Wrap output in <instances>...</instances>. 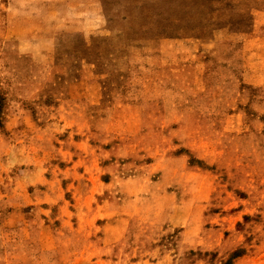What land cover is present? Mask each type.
<instances>
[{
  "label": "rangeland",
  "instance_id": "obj_1",
  "mask_svg": "<svg viewBox=\"0 0 264 264\" xmlns=\"http://www.w3.org/2000/svg\"><path fill=\"white\" fill-rule=\"evenodd\" d=\"M0 264H264V0H0Z\"/></svg>",
  "mask_w": 264,
  "mask_h": 264
}]
</instances>
